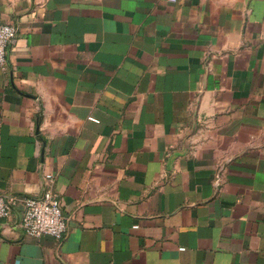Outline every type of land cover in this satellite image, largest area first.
Instances as JSON below:
<instances>
[{"label":"crops","instance_id":"0c3cea01","mask_svg":"<svg viewBox=\"0 0 264 264\" xmlns=\"http://www.w3.org/2000/svg\"><path fill=\"white\" fill-rule=\"evenodd\" d=\"M0 23V194L51 191L68 227L28 237L15 205L0 264H264V0H0Z\"/></svg>","mask_w":264,"mask_h":264},{"label":"built area","instance_id":"2783aa9c","mask_svg":"<svg viewBox=\"0 0 264 264\" xmlns=\"http://www.w3.org/2000/svg\"><path fill=\"white\" fill-rule=\"evenodd\" d=\"M17 36L18 28L15 25L0 23V68L4 71L10 70L9 48ZM89 120L98 123L94 118ZM55 180V175L45 176V181L49 183ZM17 204L23 206L20 226L26 236L36 239L49 236L59 241L65 238L68 227L57 195L51 191H45L39 198H15L0 194V220L8 219Z\"/></svg>","mask_w":264,"mask_h":264}]
</instances>
